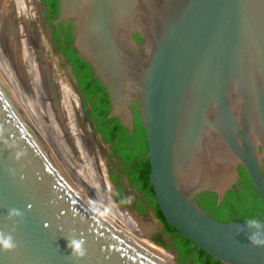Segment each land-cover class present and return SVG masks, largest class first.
<instances>
[{
  "label": "water",
  "instance_id": "obj_1",
  "mask_svg": "<svg viewBox=\"0 0 264 264\" xmlns=\"http://www.w3.org/2000/svg\"><path fill=\"white\" fill-rule=\"evenodd\" d=\"M65 21L108 118L133 132L138 104L163 216L225 264H264L248 239L264 238V220L221 221L197 201L212 191L219 205L242 165L264 203V0H59L58 32ZM24 25L21 1L0 0V232L15 244L0 246V264H184L168 238L143 241L96 202ZM80 240L83 257L68 246Z\"/></svg>",
  "mask_w": 264,
  "mask_h": 264
},
{
  "label": "trees",
  "instance_id": "obj_2",
  "mask_svg": "<svg viewBox=\"0 0 264 264\" xmlns=\"http://www.w3.org/2000/svg\"><path fill=\"white\" fill-rule=\"evenodd\" d=\"M46 7L50 22L59 12V0H42ZM72 32V31H71ZM70 32L67 46H62L77 85L82 92L84 100L89 103L88 114L95 118L97 130L104 142L110 143L115 154L121 158L122 166L128 177L129 184L137 189L143 199L139 196L138 210L145 212V199L156 218L162 223L163 238H168L171 245L177 249L178 260L184 264L193 261L194 264H225L212 255L199 248L191 239L184 236L175 229L163 216L155 198L153 185L150 179V160L146 158L148 143L145 128L143 126L139 111H136L134 130L130 132L117 118H108L110 112V99L105 86L95 78L90 65L78 56L75 49L70 46L73 35ZM139 38L138 36H136ZM60 40V36L57 34ZM70 46V47H68ZM136 106L138 104L136 103ZM133 108V107H132ZM241 179L229 190L222 202L217 204V194L205 191L197 196L201 207L214 218L221 221L232 220H264V203L254 186L244 166H239ZM120 193L123 194V186L120 184ZM143 204V205H142ZM166 246H170L168 242Z\"/></svg>",
  "mask_w": 264,
  "mask_h": 264
},
{
  "label": "flooded vegetation",
  "instance_id": "obj_3",
  "mask_svg": "<svg viewBox=\"0 0 264 264\" xmlns=\"http://www.w3.org/2000/svg\"><path fill=\"white\" fill-rule=\"evenodd\" d=\"M24 1L27 4L29 2L28 4L29 10L33 12V21L30 23L29 27L24 25L23 29L21 28V35L22 37L23 36L28 37L29 47H31L32 52L36 55L38 60V64L41 70L40 74L44 72L43 77L41 76V79L43 80L42 84L44 85L46 91L49 93L48 102H49L50 110H52L53 113L55 111V114L57 112L58 116L61 115L65 119L68 118V116H71L70 113H72L73 118L72 121H70L73 126L72 133L73 131L76 132L79 139H81V143H83V149L86 153L87 159L90 158L89 159L90 167L95 169L98 168V173L96 174L95 177L96 184L98 180L100 179L104 180V178L101 177L100 175L101 172H100L98 156L100 155L104 160V163L107 166L108 181L114 186V188L112 190H109L107 184H105L106 187H104L103 185H101V187L102 189L104 188L103 192L108 196L109 201L114 207H116L117 211H119L123 216L128 217L133 223L135 222L133 219H138L133 214L123 213L121 211L123 209L120 208L117 204H115L114 200H116V202H120L122 205L123 204L130 205L132 211L142 217L148 216L151 212L154 211L152 210V208L145 199L142 201V203L146 207L145 208L146 213L143 214L138 210L139 202L137 196H139L140 199H143L144 197H141L139 191L129 184L128 177L124 173L125 168L122 166L121 158L115 154V151H113L110 143H106L103 141L101 134L97 130L95 118L94 117L90 118L88 114V108H90L91 110V106H89V103L84 100L82 92H79L77 90L76 78L72 73L70 64L62 50V46L64 47L67 46L66 41L68 40L70 32L71 31L73 32L72 22L65 21L60 23L59 25L60 32H58L55 26L53 25V20L56 19L57 16L55 18H52L50 22V18L47 12V7L42 0H33L34 2L31 0H24ZM25 29L28 31H24ZM57 34L60 36L61 38L60 40L57 38ZM22 37H21V42H22ZM40 43L43 44L44 57L43 56L38 57L40 50L39 47ZM70 46H72V43L70 44ZM22 51L23 48L21 49V52ZM59 68H62V76H65V80H60L58 76ZM70 75H72V78ZM51 80H54L60 98V104H61L60 115L58 110L52 107L53 104L50 96ZM29 90L31 91L30 88ZM83 104L85 106V109L83 108ZM43 108L45 111H47L46 104L44 102H43ZM135 110H138V106H136V104L133 106L134 121L136 114ZM84 140L86 141V143ZM120 184L121 186H123V194L120 193ZM129 192H130V198H127ZM159 231L160 234L157 233L156 236L158 235L162 236L163 231L161 230ZM164 240L165 243L168 242L166 237L164 238ZM160 248L163 249L162 247Z\"/></svg>",
  "mask_w": 264,
  "mask_h": 264
},
{
  "label": "rangeland",
  "instance_id": "obj_4",
  "mask_svg": "<svg viewBox=\"0 0 264 264\" xmlns=\"http://www.w3.org/2000/svg\"><path fill=\"white\" fill-rule=\"evenodd\" d=\"M42 73H44V72H42ZM58 76H59L60 80H65V76H62V68H59V70H58ZM70 76L72 78V75H70ZM70 115L71 116H68V118H66V119L63 116H61V115L59 116L62 124H64V127H65V129L68 132H71L70 131V127H73L72 124H71V122H70V121H72L73 115H72V113H70ZM66 124H67L68 127L66 126ZM68 137H69V139H70V141H71V143L73 145L74 155L76 157V160L78 162V165L80 166V169L82 168L81 169V172H82L83 177L91 185L92 190H93V192L96 195L104 194V192H103V189L104 188L102 189V187H101L102 184H101L100 180H98V182H100L99 184H98V182L96 184V181H95L96 180L95 179L96 174L98 173V168L97 169L91 168L90 167V162H89L90 160H88V162H87V160L85 158L86 157V153H85V151L83 149V143H81V139H79V137L77 136L76 132H74V131H73V133H71V136L68 135ZM84 138H85V136H84ZM85 143H86V141H85ZM98 157H99V166H100V172H101L100 175H101V177L104 178L105 183L109 187V190H112L114 188V186L111 183H109V181H108V177H107V166L105 165L104 160L102 159V157L100 155ZM98 157H97V160H98ZM93 171H95V172H93ZM104 187H106V186H104ZM127 196H128L127 198H130V192L128 193ZM114 202L118 206H122L123 207L122 208L123 210H121L123 213H125V214L126 213H130V214L135 215L136 218H138V219H133V220L135 221L134 223L137 225L136 228L138 230V234L139 235L144 236V232L146 231L145 234L148 233V236L150 238L149 240L151 242H153V243H156V240H155L156 237H157L156 234L157 233L160 234V231L159 230L163 231V226H162L161 222L156 218L154 212H151L148 215V217H142V216L134 213L132 211V209L130 208V205L123 204L124 205L123 206L120 202H116V200H114ZM113 215L116 216V214H113ZM118 218H119V216H118ZM159 249H161V248H159ZM162 252H164V251L162 250ZM164 253H166V252H164Z\"/></svg>",
  "mask_w": 264,
  "mask_h": 264
},
{
  "label": "bare ground",
  "instance_id": "obj_5",
  "mask_svg": "<svg viewBox=\"0 0 264 264\" xmlns=\"http://www.w3.org/2000/svg\"><path fill=\"white\" fill-rule=\"evenodd\" d=\"M21 1V4H22V6H23V9H24V11H25V13H26V16H27V18H28V20H29V23H31L32 21H33V12L31 11V10H29V2H28V4L24 1V0H20ZM31 1H33V0H31ZM34 2V1H33ZM54 64V63H53ZM69 90V89H68ZM63 126H64V124H63ZM66 126H67V124H66ZM68 127V126H67ZM65 128V127H64ZM66 130V129H65ZM67 131V130H66ZM70 131L71 132H68L67 131V134L69 135V136H71V133H72V127H70ZM71 138V137H70ZM86 158V160H87V162H88V160L90 159H87V156L85 157ZM80 167V166H79ZM82 169V168H81ZM84 178V177H83ZM84 180H85V178H84ZM101 180V179H100ZM102 181V185H104L105 186V180H101ZM100 181V182H101ZM85 182H87L86 180H85ZM100 182H98V184L100 183ZM87 184H89L88 182H87ZM90 185V184H89ZM91 186V185H90ZM90 188H92V187H90ZM96 202H99V204H100V206H102V207H104L106 210H107V212L111 215V216H113V217H115V218H117L126 228H128L129 230H131L135 235H137L138 237L139 236H141V235H139L138 234V230H137V225H135L128 217H126V216H123L119 211H117V209H116V207H114L112 204H111V202L109 201V199H108V196L104 193V194H100V195H97V200H96ZM106 206V207H105ZM121 208V207H120ZM113 210V211H112ZM113 214H116V216L115 215H113ZM119 214V215H118ZM118 216H119V218H118ZM144 234H145V232H144ZM146 236H147V234H145ZM145 238L146 240H148V238L147 237H145V236H141V239H143V238ZM145 239H143V241H145ZM153 246V245H152ZM160 248V247H159ZM161 250V249H160ZM159 250V251H160ZM164 252H166V253H164V252H162L166 257H168V258H171L172 257V255H171V253L170 252H168V250H165V249H162Z\"/></svg>",
  "mask_w": 264,
  "mask_h": 264
},
{
  "label": "clouds",
  "instance_id": "obj_6",
  "mask_svg": "<svg viewBox=\"0 0 264 264\" xmlns=\"http://www.w3.org/2000/svg\"><path fill=\"white\" fill-rule=\"evenodd\" d=\"M245 226L247 228L250 227L248 224H244L238 228V231H244ZM251 227L256 228L257 226L253 223ZM248 239L250 243H252L254 246L258 247H264V238H258L257 233L255 231L251 232V234L248 235ZM74 244V248H73ZM84 241H73L68 244L70 248L73 249V252L77 254L80 257H83L86 254V250L83 247ZM0 246H2L5 250L12 249L15 247V244L13 242V237L10 234H5L3 232H0Z\"/></svg>",
  "mask_w": 264,
  "mask_h": 264
}]
</instances>
